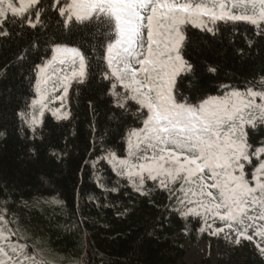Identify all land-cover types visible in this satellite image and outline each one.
I'll list each match as a JSON object with an SVG mask.
<instances>
[{"label": "snow or ice", "instance_id": "1", "mask_svg": "<svg viewBox=\"0 0 264 264\" xmlns=\"http://www.w3.org/2000/svg\"><path fill=\"white\" fill-rule=\"evenodd\" d=\"M50 8L69 34L83 33L92 42L81 37L56 43L51 57L36 66L39 99L32 113H21L31 130L42 123L48 103L64 101L74 84L86 83L102 64L103 78L113 81L115 106L127 110L135 102L141 127L127 133L124 157L109 151L101 159L137 191L148 180L158 182L175 197L181 216L203 217L213 235L231 230L237 245L241 238L264 240V140L257 146L250 139L264 128V76L244 88L223 85V94L196 104L176 87L178 78L194 70L184 55L188 26L215 35L220 23L245 22L264 35V0H53ZM47 11L44 0L20 8L0 0V37L10 35L8 23L43 26ZM60 113L58 108L53 115L69 118ZM217 218L226 227L213 228ZM26 239L19 218L0 204V264H46L44 250Z\"/></svg>", "mask_w": 264, "mask_h": 264}, {"label": "trees", "instance_id": "2", "mask_svg": "<svg viewBox=\"0 0 264 264\" xmlns=\"http://www.w3.org/2000/svg\"><path fill=\"white\" fill-rule=\"evenodd\" d=\"M12 2L20 8L28 0ZM52 2L44 0L43 26L8 23L10 35L0 37V204L19 218L24 242L44 250L46 264H186L187 250L175 235L196 241L212 228L201 216H181L175 197L158 182L148 180L137 191L101 159L109 151L124 157L127 133L141 127L135 102L129 101L127 110L115 106L109 94L113 81L103 78L106 66L86 83L74 84L64 101L48 103L35 132L21 119V113L34 111L35 69L51 57L52 46L81 37L92 42L83 33L69 34ZM218 27L215 35L187 28L184 55L194 70L178 78L176 87L193 104L223 94V85L244 88L264 76V35L245 22ZM58 108L69 118L58 120L53 115ZM250 139L259 146L264 128ZM218 223L225 225L217 218L213 228ZM225 236H217L222 258L234 248ZM244 252L235 264H264L260 251L245 247Z\"/></svg>", "mask_w": 264, "mask_h": 264}, {"label": "rangeland", "instance_id": "3", "mask_svg": "<svg viewBox=\"0 0 264 264\" xmlns=\"http://www.w3.org/2000/svg\"><path fill=\"white\" fill-rule=\"evenodd\" d=\"M215 228H224V225L217 224ZM212 231L213 230L209 231L208 238H201L197 241H191L179 235H175V238L180 240L182 245L187 250L184 256L186 264H235V262L238 261L242 255H245V247H249L252 251H259L256 246L257 242L264 247V243H261L257 237L255 238L256 242L246 239L245 241L241 238L240 244L237 245L235 243L237 238L236 233L231 230H226L225 233L231 237L229 240L234 245V248L231 252H228L227 255H224V258H222L221 244L216 238L217 235H213ZM248 234L252 235V231L250 230Z\"/></svg>", "mask_w": 264, "mask_h": 264}]
</instances>
